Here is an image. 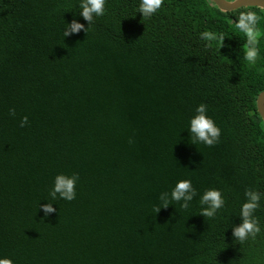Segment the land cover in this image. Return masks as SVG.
I'll list each match as a JSON object with an SVG mask.
<instances>
[{
	"label": "trees",
	"instance_id": "16d2710c",
	"mask_svg": "<svg viewBox=\"0 0 264 264\" xmlns=\"http://www.w3.org/2000/svg\"><path fill=\"white\" fill-rule=\"evenodd\" d=\"M80 2L0 0V257L264 264V36L248 64L234 30L241 11L260 8L163 0L144 18L139 0H106L86 21ZM200 105L219 128L211 145L190 131ZM57 175L76 176L71 201L52 195ZM182 180L192 199L174 201ZM210 189L224 204L206 217ZM248 191L261 197V233L241 243Z\"/></svg>",
	"mask_w": 264,
	"mask_h": 264
},
{
	"label": "clouds",
	"instance_id": "9594fccd",
	"mask_svg": "<svg viewBox=\"0 0 264 264\" xmlns=\"http://www.w3.org/2000/svg\"><path fill=\"white\" fill-rule=\"evenodd\" d=\"M163 0H139L137 11L144 18H151L156 14L161 6ZM106 0H81L80 8L82 9L81 15L86 21H90L93 14L97 17H101L105 14ZM264 18V10H245L238 14V18L234 24V30L245 37L246 44L244 47V60L248 64H254L258 57L260 48L258 47L264 32H262L260 24ZM82 26L78 23L73 22L70 25V32H78ZM69 32H65L64 35H68ZM203 39L212 40L215 39L220 45V42L224 39V35L221 34L219 37L214 36L211 33H203L201 36ZM197 115L190 121V131L195 136L203 141L206 145H211L213 139L219 135V128L215 126L214 121L206 115V109L203 105L196 108ZM9 114L14 116V109L9 110ZM26 117L21 121V127L24 126ZM213 138V139H210ZM76 176H65L57 175L54 178L52 186V195L59 194L66 201H71L74 198V184ZM193 189L191 183L187 180L178 182L171 193L172 200L179 201L183 198L185 201L192 199ZM247 196V202L243 203L240 207V216L243 218V222L239 227L233 230V236L236 240L244 243L248 240H254L260 233L261 227L256 220L253 213L259 207L260 195L254 191H248L245 193ZM202 204L209 205L207 210L203 211V215L206 217H213L217 209H220L224 201L221 197V193L218 190L210 189L204 192L201 197ZM167 201L161 206H166ZM187 207V205H183ZM158 210V209H156ZM43 211L45 213L52 212L53 209L50 206H45ZM0 264H13V261L7 257H0Z\"/></svg>",
	"mask_w": 264,
	"mask_h": 264
},
{
	"label": "water",
	"instance_id": "95a60500",
	"mask_svg": "<svg viewBox=\"0 0 264 264\" xmlns=\"http://www.w3.org/2000/svg\"><path fill=\"white\" fill-rule=\"evenodd\" d=\"M221 12L227 13L239 8H260L264 10V0H210ZM256 109L264 124V91L256 98Z\"/></svg>",
	"mask_w": 264,
	"mask_h": 264
}]
</instances>
